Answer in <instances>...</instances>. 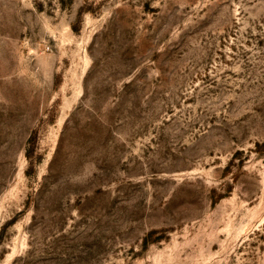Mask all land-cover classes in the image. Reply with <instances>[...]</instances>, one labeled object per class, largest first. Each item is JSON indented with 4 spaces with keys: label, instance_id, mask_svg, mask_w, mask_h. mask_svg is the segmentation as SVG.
Returning a JSON list of instances; mask_svg holds the SVG:
<instances>
[{
    "label": "rangeland",
    "instance_id": "374dc122",
    "mask_svg": "<svg viewBox=\"0 0 264 264\" xmlns=\"http://www.w3.org/2000/svg\"><path fill=\"white\" fill-rule=\"evenodd\" d=\"M0 264H264V0H0Z\"/></svg>",
    "mask_w": 264,
    "mask_h": 264
}]
</instances>
